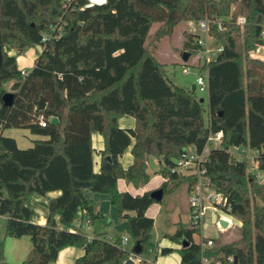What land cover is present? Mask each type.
Returning a JSON list of instances; mask_svg holds the SVG:
<instances>
[{
    "label": "trees",
    "instance_id": "trees-1",
    "mask_svg": "<svg viewBox=\"0 0 264 264\" xmlns=\"http://www.w3.org/2000/svg\"><path fill=\"white\" fill-rule=\"evenodd\" d=\"M177 12L180 20L195 23L230 13L247 18L243 27L231 24L225 31H213L224 50L204 67L208 108L196 89L169 79L165 64L147 43L153 25L171 24ZM263 31L264 0H0V214L7 216V236L31 237L32 250L21 264H49L71 245L85 249L74 264H124L136 242L143 253L153 249L157 256L158 245L152 241L155 218L148 214L157 201L150 191L120 190L119 180L136 187L147 184L146 161L154 156L161 160L164 195L172 181L187 182L190 192L198 176L181 177L172 168L187 146L195 144L201 151L218 131H223V140L210 150L207 174L231 204L229 213L240 219V235L203 246L208 237L202 242L194 238L201 226L181 224L167 234L181 246L160 251H177L179 264H203L204 258L213 264H264V181L249 171L248 159L230 152L237 146L258 149L259 169L264 170V60L250 56L264 48ZM196 36L186 33L182 54L195 52ZM39 44L42 51L23 77L17 55ZM7 85L15 94L12 105L4 103ZM42 97L46 107L39 109ZM125 115L135 118L134 127L119 124ZM53 117L59 122L51 123ZM9 128L29 129L44 138L21 148L4 134ZM94 132L105 139L98 172ZM130 147L135 161L125 167L120 157ZM108 154L112 164L104 161ZM86 190L110 196L118 215L126 219L131 248L75 229L80 211L93 224L103 216ZM51 191L60 194L49 201L46 223L33 222L27 200ZM0 264H11L1 238Z\"/></svg>",
    "mask_w": 264,
    "mask_h": 264
},
{
    "label": "rangeland",
    "instance_id": "rangeland-1",
    "mask_svg": "<svg viewBox=\"0 0 264 264\" xmlns=\"http://www.w3.org/2000/svg\"><path fill=\"white\" fill-rule=\"evenodd\" d=\"M103 1L105 0H90L91 3H101ZM180 17V13L177 12L175 14V21L171 24L164 25L162 23H155L153 25L147 43L150 44V48L160 59V61L165 64L169 79L176 85L185 88H192L196 82L197 69L194 66H191L192 71L190 73L184 72V68L187 66L185 64L186 61L183 60L182 51H184V41L186 39V33L189 31L198 32L199 30L195 21L180 20ZM177 19L179 20L176 21ZM162 28H164L163 32L161 31L160 33H158ZM42 48V45L39 44L34 46V48L24 52L23 54L17 55V61L19 65H21L22 57L24 55L29 54V52L39 54ZM5 49L9 54L18 53V50L15 48ZM250 56L253 58L264 60V48H261L259 51H253ZM37 57L35 58V61ZM190 62L191 61L187 63L189 64ZM33 66H28L27 69H31ZM7 89L11 91L10 85H7ZM196 92L200 97L204 98V105L206 108H208V91H200L199 88H197ZM29 132L30 131H28V134L32 136ZM21 145H23V143ZM233 150L236 151V149L234 148ZM246 151L248 154H252L251 148L246 147ZM155 158L158 159L154 156L149 157L150 160ZM247 159L250 168L254 165V162H252L251 158ZM152 165L153 167H158V169L160 170V165H157V163H153ZM177 183L178 181L170 182V189L164 195L163 199L161 201L154 202L148 210V213L155 216V224L152 229V241L154 243H157V245L159 243L162 246L166 244H169V246H178L179 243L170 239L167 234L173 233L181 224L185 227L192 226L190 219V206L188 202V184L187 182ZM157 187L158 186H156L155 188ZM106 195L108 194L99 193V196ZM103 209V216L97 218L94 221L95 232L92 231L87 233L86 231L85 233H90L92 235L96 233L98 237H116L119 239H123L124 236H129L126 229V219L118 215L116 207L111 203L110 200L107 202L106 206H104ZM221 219L228 220L229 224L227 227H223L221 225ZM6 221L7 216H3L0 218V238L5 241V245L8 250L10 249V251L16 252L18 249V243H16V240H18L19 238L6 235ZM200 226L201 232L194 235L195 241L202 242L203 237H208L216 240H221L223 242H231L236 240L240 235L241 221L237 217L228 214L226 211L219 207L210 206L205 209ZM23 238H28V244H32V240L29 235H25L23 236ZM11 242H15L16 245L11 244ZM132 245L133 240L131 239L128 246L130 247ZM23 249H25V247ZM29 249L32 250V247H29ZM154 254L152 253L151 255L154 256ZM158 255L165 261H169L172 259V256L163 254L161 251L158 253ZM231 258L232 257H230L229 259L232 260Z\"/></svg>",
    "mask_w": 264,
    "mask_h": 264
},
{
    "label": "built area",
    "instance_id": "built-area-1",
    "mask_svg": "<svg viewBox=\"0 0 264 264\" xmlns=\"http://www.w3.org/2000/svg\"><path fill=\"white\" fill-rule=\"evenodd\" d=\"M247 18L245 15L239 14L235 16L233 13L218 16L216 18L205 17L201 19L197 24L198 32L196 42L198 47L195 52L189 56L186 61V66L184 68L185 73H190L191 66L197 69L196 72V89L199 88L200 91L209 90L208 82V69L204 68L211 62L216 61L220 53L224 50V45L217 41V38L213 31L216 32L225 31L231 24H236L241 27L246 25ZM192 32V31H191ZM193 33V32H192ZM264 34V31H263ZM48 39V35H44L43 41ZM260 50V49H259ZM258 50V51H259ZM42 51V50H41ZM191 61L189 64L187 62ZM30 69H21V74L23 77L27 76ZM41 125L46 126L47 120L41 117ZM223 131H218L212 133L207 141V145L200 151L195 144L187 146L181 157L176 160L175 166L172 168V172H176L181 176H198L197 185L189 192L188 202L190 206V219L193 225H200L202 217L204 216L205 209L210 206H215L223 209L228 214H230L231 204L228 202L227 198L223 193L217 191L211 184V179L207 174V162L209 160V153L212 147L218 146L223 140ZM236 149L235 150H233ZM230 148V152L234 154L239 159L251 158L254 165L249 168L250 172L256 174V178L260 181H264V170L259 169V150L251 148L252 154H248L245 146H237ZM236 152V153H235ZM4 215L0 214V218ZM228 217V216H227ZM88 228H91L92 222L88 218ZM75 229L81 230L78 226ZM107 240L114 244H119L120 246L129 247V242L131 238L129 236H124L123 239L116 237H106ZM213 239L209 238L207 242H203V246H212ZM154 253L153 249H149L147 253H137L135 250L130 251L128 259L124 264H161L156 259L151 257ZM233 260V258H231ZM203 264H213L207 259H203ZM215 264H223L222 262H217Z\"/></svg>",
    "mask_w": 264,
    "mask_h": 264
},
{
    "label": "crops",
    "instance_id": "crops-1",
    "mask_svg": "<svg viewBox=\"0 0 264 264\" xmlns=\"http://www.w3.org/2000/svg\"><path fill=\"white\" fill-rule=\"evenodd\" d=\"M32 48H34V47H32ZM32 48H30V49H32ZM30 49H28V50H30ZM37 55L38 54H34L32 52H29V54L24 55L22 57L21 65H19V63H18L19 68L23 69V68H28V66H30V67L33 66L35 64V58L37 57ZM32 62H33V64H32ZM135 122L136 121H135V118L133 116L125 115V116L119 118V124L124 128L134 127ZM28 131H30V130L25 129V128H9V129H6L4 131V134L14 137L17 141V144L21 148H28L34 144L35 139L44 138L42 136H39V135H36V134L29 132L33 136L32 137L28 134ZM21 142L23 143V145H21L22 144ZM92 144H93V148H94V152H93L94 170L96 172H98V171H100L101 162L103 159L102 151L105 149L104 136L99 132H94L92 134ZM120 161L125 167H128L129 165L133 164V162L135 161V158L131 152V147L128 148L125 151V153L120 157ZM146 162L148 163V172L150 173L149 182L147 184L137 188L133 183L127 181L126 179H120L119 184H118L120 190H127V191L134 193V194H142L145 191H151V190L157 189L158 187L161 186V184L163 183L165 178L160 173L158 167H153V165H152L153 163H157V165H160L161 160L156 159V158L150 160L148 158ZM156 186H158V187L155 188ZM59 194H60V191H51L45 195H41L38 193L32 194L29 197V199L27 200V205L31 208V211H32L31 220L35 223L45 224L47 221L49 201L52 198L58 196ZM85 194L88 198H91L94 201L96 211L103 212L104 206H106L107 202L110 200L109 195L99 196V193L92 192L90 190H86ZM102 197H104V198H102ZM148 214L150 216H153V214H150V213H148ZM153 217L155 218V216H153ZM87 221H88V216H87L86 212L80 211L78 218L75 221V226H78L83 232H86V231H87V233L92 232V231L95 232L94 231L95 230L94 224L92 223L91 228H88L89 226H88ZM239 224H240V222H239ZM59 226L62 227V224H59ZM87 235L89 237H98L96 233L93 235L89 233ZM102 238H106V237H102ZM16 241H17L16 243H18V246H17L18 249L16 252H12V251H10V249L8 250L6 245H5V260L11 264H21L23 261H25L27 259V256L29 255L30 250H31V249H29V247H32L31 246L32 244H30V245L28 244L29 243L28 238L24 239L22 237ZM16 243L11 242V244H13V245H16ZM166 246L173 247V248H179L180 244L178 246H172V245L169 246V244L162 246L158 243L157 249L160 252V248L166 247ZM24 247H25V249H23ZM84 252H85V249L83 247L75 246V245L67 246L59 252L57 260L54 262H51L49 264H74L76 258L83 255ZM167 255L172 256L171 257L172 259L169 261H165L162 259V257L160 258L158 254H157V256H155V254H154V256L151 255V257L153 259H156L161 264H179L180 263L181 256L177 251H174V252L169 253Z\"/></svg>",
    "mask_w": 264,
    "mask_h": 264
},
{
    "label": "water",
    "instance_id": "water-1",
    "mask_svg": "<svg viewBox=\"0 0 264 264\" xmlns=\"http://www.w3.org/2000/svg\"><path fill=\"white\" fill-rule=\"evenodd\" d=\"M189 56H190L189 52L185 51L183 53V60L187 61ZM1 59H2V53H1V48H0V60ZM192 88L196 89L195 84L193 85ZM14 98H15V94L12 91L6 92L3 96L5 105H12L14 103ZM201 102H204L203 97H201ZM37 104H38L39 109H44L46 107V102H45V99L43 97L41 98V100H39L37 102ZM58 122H59L58 117H53L51 119V123H53V124L58 123ZM104 161L112 164L113 163V156L111 154L106 155L104 157ZM140 163H141V160H138V164H140ZM149 195L152 199L156 200L157 202L161 201L164 197V189L162 187H159L157 189L151 190ZM220 223L223 227H227L229 224L228 220H226V219H221ZM182 243H183V245L189 244V242L186 240H183ZM134 250L137 253H141L143 251V248H142V245L140 244V242L135 243ZM235 263H237V259L235 260Z\"/></svg>",
    "mask_w": 264,
    "mask_h": 264
}]
</instances>
